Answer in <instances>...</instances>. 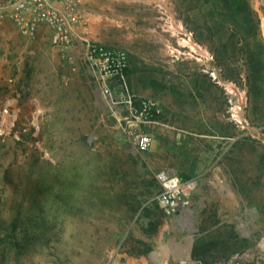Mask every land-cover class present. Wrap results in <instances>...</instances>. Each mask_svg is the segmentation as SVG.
<instances>
[{
    "label": "rangeland",
    "instance_id": "rangeland-1",
    "mask_svg": "<svg viewBox=\"0 0 264 264\" xmlns=\"http://www.w3.org/2000/svg\"><path fill=\"white\" fill-rule=\"evenodd\" d=\"M83 8L95 41L127 56V87L111 79L119 108L82 46L70 60L49 26H0V264H264L257 0ZM145 100L156 121L127 120ZM172 179L174 208L162 202Z\"/></svg>",
    "mask_w": 264,
    "mask_h": 264
},
{
    "label": "built area",
    "instance_id": "built-area-1",
    "mask_svg": "<svg viewBox=\"0 0 264 264\" xmlns=\"http://www.w3.org/2000/svg\"><path fill=\"white\" fill-rule=\"evenodd\" d=\"M85 0H0V26L5 21H12L20 32L26 36L34 37L42 26H49L52 31V42L59 47L66 56L72 60L74 50L80 45L90 64L97 73L103 94L113 108H119L120 100L114 96L111 79L117 78L120 86L127 87L124 70L127 66V56L122 51H112L94 39V16L84 10ZM262 3L257 0V10L262 14ZM118 110V109H117ZM153 103L143 101L140 110L131 108L125 118L133 122L151 123ZM119 119L122 112L117 111ZM122 116V117H121ZM137 127V126H136ZM136 135V146L140 151L149 150L154 143L153 135L141 130L131 128ZM175 181L174 185H170ZM177 180L172 179L167 184V190L162 196V202L174 208L179 193Z\"/></svg>",
    "mask_w": 264,
    "mask_h": 264
},
{
    "label": "bare ground",
    "instance_id": "bare-ground-1",
    "mask_svg": "<svg viewBox=\"0 0 264 264\" xmlns=\"http://www.w3.org/2000/svg\"><path fill=\"white\" fill-rule=\"evenodd\" d=\"M176 30L179 31V32L180 31H184V29L181 26H179V25H176ZM174 182L175 181H171V183H169V184L172 186V185H174Z\"/></svg>",
    "mask_w": 264,
    "mask_h": 264
},
{
    "label": "trees",
    "instance_id": "trees-1",
    "mask_svg": "<svg viewBox=\"0 0 264 264\" xmlns=\"http://www.w3.org/2000/svg\"><path fill=\"white\" fill-rule=\"evenodd\" d=\"M129 70L130 69L128 68V65H127L126 68H125V70H124V74H125L126 78L129 75V72H130ZM151 117L154 119V115L153 114L151 115Z\"/></svg>",
    "mask_w": 264,
    "mask_h": 264
},
{
    "label": "water",
    "instance_id": "water-1",
    "mask_svg": "<svg viewBox=\"0 0 264 264\" xmlns=\"http://www.w3.org/2000/svg\"><path fill=\"white\" fill-rule=\"evenodd\" d=\"M191 243H192V240H191V238H190V240H189V244L191 245ZM190 257H191V255L188 256V258H190Z\"/></svg>",
    "mask_w": 264,
    "mask_h": 264
},
{
    "label": "crops",
    "instance_id": "crops-1",
    "mask_svg": "<svg viewBox=\"0 0 264 264\" xmlns=\"http://www.w3.org/2000/svg\"><path fill=\"white\" fill-rule=\"evenodd\" d=\"M43 27V26H42Z\"/></svg>",
    "mask_w": 264,
    "mask_h": 264
}]
</instances>
